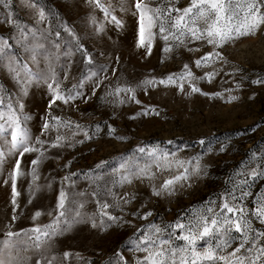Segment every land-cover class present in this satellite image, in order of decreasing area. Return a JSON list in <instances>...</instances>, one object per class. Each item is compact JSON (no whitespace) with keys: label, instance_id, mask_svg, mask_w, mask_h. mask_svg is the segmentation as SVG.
<instances>
[{"label":"rangeland","instance_id":"1","mask_svg":"<svg viewBox=\"0 0 264 264\" xmlns=\"http://www.w3.org/2000/svg\"><path fill=\"white\" fill-rule=\"evenodd\" d=\"M143 2L160 9L151 43L145 35L143 47L138 46L140 24L135 0L0 3V41H7L9 47L5 51L17 59L21 76V83H17L8 71L7 59L0 60V111L7 115L11 104L33 140L40 136L48 142L41 149L47 159L36 167L35 180L31 162L38 153L23 157L6 154L0 165V264H36L37 260L40 264H137L145 253L136 251L135 245L152 226L164 230L163 237L167 238L177 222L187 225L196 213L206 212L209 207L220 212L225 199L242 207L251 225L249 242L237 255L255 259L256 250L264 247V238H259L264 233V217L258 215V209L264 207V83H254L264 81V26L255 34L214 48L206 37L195 40L190 34L181 36L171 27L180 14L175 9L182 11L191 0ZM243 2L232 0L233 5ZM236 11L243 15L240 9ZM161 22L164 33L160 32ZM37 44L43 47L37 49V59L33 61L30 50ZM165 48L170 51L165 52ZM213 52L220 56H212L196 67V60ZM49 56L63 92L80 94L68 104L57 101L51 109L48 105L52 94L47 83L43 79L28 83L21 67L26 65L32 73L46 75ZM186 64L194 79L184 75ZM209 73L213 74L211 81ZM169 75L174 76L176 83L138 87L145 80H166ZM192 84L200 91L193 92ZM117 86L131 87L135 98L131 93L110 96L108 93ZM22 87L27 88V95L22 94ZM20 103L23 109L19 108ZM49 111L52 117L72 125V130L76 124L81 125L74 137L72 130L59 128V133L74 146L51 148L56 129L41 136L42 124L50 119ZM142 112L147 114L138 115ZM84 132L91 138H85ZM80 140L83 143H77ZM140 147L145 149L144 154L136 151ZM154 148L167 152L170 160L190 162L185 164L189 178L175 183L171 195L161 191L156 196L153 189L160 191L165 180L184 171L175 164L168 170L153 166L152 180L113 184L119 179L113 170L124 157L134 153L146 157ZM4 150L7 153V146ZM17 159L24 174L16 180L19 195L13 204L10 174ZM144 163V159L139 160L141 166ZM197 164L202 169L199 173L193 171ZM253 170L258 175H251ZM68 176L71 179L65 180ZM62 187L68 194L65 206L70 211L60 218L59 227L65 229L68 223L72 227L50 235L46 238L48 243L37 249L30 230L54 224ZM81 192L85 195H77ZM242 192L246 195L242 196ZM232 195L238 198L235 202ZM126 200L131 202L125 203ZM80 202H84L80 211L87 222L73 223ZM104 204L108 207L104 208ZM36 212L41 215L36 217ZM105 212L108 215H103ZM108 216L117 220L110 221ZM89 218L95 220V228ZM8 232L18 235L9 237ZM175 234L180 235V230L175 229ZM229 240L231 246L220 254L232 252L245 237L233 228ZM5 241L9 242L7 246ZM218 242L206 239L198 247L202 250L209 243L215 246ZM183 243L175 240L174 246ZM253 243L255 248L248 252ZM257 264L261 261L257 260Z\"/></svg>","mask_w":264,"mask_h":264},{"label":"snow or ice","instance_id":"2","mask_svg":"<svg viewBox=\"0 0 264 264\" xmlns=\"http://www.w3.org/2000/svg\"><path fill=\"white\" fill-rule=\"evenodd\" d=\"M0 3H4V0H0ZM32 6V5H30ZM135 9L139 13V32H140V47L145 46V35H147L148 43H151L153 36L152 29L156 25L157 20L160 19L159 13L160 9H153L143 2V0H135ZM236 9H240L243 13L241 16ZM264 0H244L243 3H237L233 5L232 0H191L189 7L184 8L182 11L180 9H175L176 12L180 13L175 18L174 23L171 27L176 29L181 36L189 35L195 39H204L207 38V43L214 46V48L223 47L227 42L235 41L239 37L248 36L255 34L256 31L264 26ZM107 11V10H106ZM41 19L44 18L43 11L39 12ZM112 19L119 24V21L113 16ZM203 25V27H201ZM160 32H165L164 23L161 22ZM102 30V29H101ZM23 35V32H21ZM174 35V34H173ZM165 40L168 39L167 36L163 37ZM179 39V37H175ZM181 43H183L181 41ZM9 47L7 41H0V60L7 59V68L9 73L13 74V78L17 80V83H21L20 70L18 68V61L15 57L10 56L6 53V49ZM43 47L42 45L37 44L30 51L32 53V60L36 61L37 59V49ZM59 47L58 45L56 46ZM28 49H26L27 51ZM165 52L170 51L169 48L164 49ZM212 56L219 57L220 53L213 52L208 53L201 59L195 61L196 67H201L202 63H206ZM49 62L48 73L46 75H38L31 72L30 69H27L26 65L21 66L25 69V74L27 77V82L30 83L32 80L43 79L47 83V87L52 94L49 102V109L57 103V101H62L64 104H68L70 101H74L80 98V94L77 92L73 95L71 92L65 94L61 89L60 82L56 78V73L53 68V59L51 56L47 57ZM58 60L59 57L56 56ZM186 75L189 78H193V74L188 70V65L185 66ZM184 75L180 77V80H184ZM92 76H96V73H92ZM209 81L213 78V74H208ZM51 80L49 83L48 81ZM102 83V81H100ZM176 79L173 75H169L167 79H148L143 81L138 87L147 88L149 85L156 84H174ZM254 83H264V81H254ZM75 87V86H74ZM180 90L183 91V83L179 84ZM193 92H199L200 89L197 88L194 84L191 85ZM21 92L23 95H27V88L22 87ZM121 93H131L132 98H135V92L131 87H121L117 86L112 92L108 93L110 96H119ZM95 95V92H93ZM236 99V97H232ZM138 102V101H137ZM120 103H124L123 100ZM24 105L19 104V108L23 109ZM155 113V110H152ZM147 112H142L138 115H146ZM158 115L159 113H155ZM48 116L49 120H46L42 124L41 136L46 133L51 132L53 129L57 130V135L54 142H51L49 146L51 148H63V147H72L74 146L70 140L64 135L59 133V128L63 127L65 129L72 130V125L69 123L61 121L58 117H52L51 112L49 111ZM136 117H131L135 119ZM27 119V117L25 118ZM51 121H57L53 124ZM97 129L99 126L97 125ZM81 130V125L76 124L75 130H72V136L74 137ZM114 132V129L110 130ZM84 137L90 139L91 137L87 132H84ZM11 136L10 141L8 136ZM119 139H124V137H119ZM0 140L3 141V144H0V165L5 162L6 154L18 155L23 157L25 154L29 153H38L36 159L32 160L33 167V179H37L36 167L43 162L44 159H47L45 156V151L41 149L44 148L45 144L48 143L45 140H42L40 136H37L35 140L31 136L29 130L26 127H22L19 117L16 115V112L11 104L8 105L7 115L0 111ZM77 143H83V140L77 141ZM7 146V153L4 148ZM137 152L144 154L145 149L140 147L136 150ZM144 159L145 163L141 166L139 160ZM186 163L180 160H170L167 152H164L158 148H154L151 151L147 152L145 156H136L135 153L132 156L124 157L118 168L113 170V174H119V179L114 180L113 184H119L123 186L125 183H132L133 180H152L155 178V173L152 172L153 166L161 170H168L173 164L177 167L184 168V171L178 175L174 176L172 179L165 180L161 186L160 191L153 189V194L156 196L161 195V191L167 192L171 195L173 190V185L180 180H186L189 178V168L185 167ZM103 164L97 165V167H102ZM202 169L200 165L197 164L195 169L196 173H199ZM24 173L20 169V160L17 159L15 162V168L13 169L11 176L12 182V191H13V204L16 203V196L19 195L16 191V180L19 176H22ZM251 175L256 176L258 173L253 170ZM65 180H70L71 177H65ZM8 183V181H5ZM49 188L51 185L48 186ZM79 196H84L85 193H78ZM246 193L242 192V196ZM134 198V197H133ZM232 201L235 202L238 198L235 195H232ZM68 200V194L62 187L59 192V197L57 201V209L59 214L57 216L54 224L44 226V229L36 227L31 229L33 238L36 242L35 246L37 249H40L42 245L48 243V238L50 235L55 236L61 234L63 231H67L72 227L71 223H68L67 228L61 229L59 227L60 218L65 217L70 209L66 208V201ZM130 200H126L125 203H130ZM75 203V201H73ZM104 208H107L108 205L104 204ZM84 208V202H80L78 207L75 209L73 223L87 222L83 220L82 213L80 209ZM231 214V215H229ZM40 212H36L35 216L39 217ZM103 215H108L106 212ZM147 215H151L148 213ZM258 215L264 217V207L258 209ZM147 218V216L143 217ZM91 226L95 228L97 225L94 219H91ZM110 221L115 222L117 220L114 216H108ZM67 223V221H65ZM172 228L171 225L168 226ZM235 229L236 232H242L245 237V240L242 241L239 247L235 248L232 252L227 255H222L220 253L226 251L228 247L231 246L229 236L231 231ZM175 229H179L181 234L176 235ZM51 230V232L49 231ZM251 230V225L247 217L245 216L244 209L238 206L235 203H230L227 199L221 206L220 212H215L213 208H207L206 212H198L194 215V218L189 221L187 225L177 222L173 231L168 232L167 238L163 237L162 229L152 226L149 232L145 233L143 238L139 240L135 245L136 251L145 253L144 258L138 259L137 264H257V260L261 261V264H264V247H260L256 250V258L253 259L247 256H239L238 253L241 252V249L245 247V243L249 242L248 233ZM7 235L12 237L18 235L17 233L8 232ZM223 237V239H221ZM259 238H264V233L259 234ZM218 240L219 242L213 246L212 243H209L207 247L202 250L199 249L198 244L204 240ZM175 240L183 241V246H174ZM5 245H8V241L4 242ZM255 248H249L247 251L252 252ZM65 255H68L65 253ZM36 264H40V260H37ZM49 264L51 262L49 261ZM123 264H127V261H123Z\"/></svg>","mask_w":264,"mask_h":264}]
</instances>
